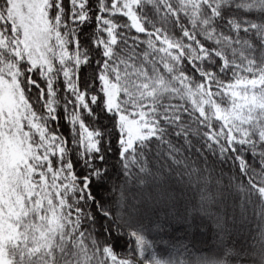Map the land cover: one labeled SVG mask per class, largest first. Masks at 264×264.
<instances>
[{
  "label": "snow or ice",
  "instance_id": "6c2138e0",
  "mask_svg": "<svg viewBox=\"0 0 264 264\" xmlns=\"http://www.w3.org/2000/svg\"><path fill=\"white\" fill-rule=\"evenodd\" d=\"M251 3L252 0H161L164 15L181 28L180 37L186 48L182 61L187 65L183 70L212 93L209 102L203 104L204 115H201L199 102L172 92L171 87L158 89L155 95L145 94L158 78V72L166 71L163 63L154 60L153 54L147 51L150 47L147 37L154 39L171 28L146 26L150 21L144 14V0H0V40L3 41L0 77L11 81L15 76L26 101L19 122L15 113L10 116L7 109L0 111V131L12 136L19 133L22 137L27 133L25 139L40 158H29L28 164L34 169L30 178L27 165L21 166L23 178L29 180V186L35 185L31 195L23 183L13 184L24 197L27 215L11 218L16 234L2 244L4 264H166L144 259L143 250L140 258L135 254L122 256L107 243V235L119 243L122 237L115 235V230H131L135 238L142 220L150 213L146 205H138L129 198L127 185L122 196L116 193L114 209L107 213L108 231L101 233L105 239L95 237L91 226L97 216L91 214L95 209L90 212L87 206L92 199L91 188L98 186L94 185V177L103 180L107 175L104 165L108 163L110 150L131 164L141 152L152 151L151 138L169 128L190 127L189 122L193 120L203 127L214 144L229 147L231 141L234 148L238 141L255 138L264 145V105L249 104L243 109L248 119L228 122L215 116L212 105L214 100L228 110L240 103V97L225 92L236 80L252 82L239 86L241 97L255 95L264 99V31L241 36L242 32H257L258 25L247 15L252 11ZM233 13L240 15L234 17ZM41 19L47 21L46 28L28 27ZM134 20L143 24L145 31H138ZM26 28L32 40L39 44V50L36 47L24 50V41L28 39ZM194 33L195 39L190 41ZM189 42L196 49L192 60L188 59ZM257 49L262 54L257 55ZM200 52L207 55L196 59ZM33 54L37 59L43 54L47 63L33 64L29 58ZM105 77L121 85L117 98L119 110L110 109L106 103ZM60 108L65 109L64 113H58ZM20 111V107L15 109L16 113ZM120 112L131 120H138L140 125L151 127L144 126L139 133L130 134L120 122ZM73 116L77 118L75 123ZM65 117L68 127L62 129ZM29 118L47 129L44 137L50 143H45ZM80 120L87 132L80 127ZM182 131H187V127ZM88 132L96 142L91 147ZM230 136L235 139L230 140ZM58 146L63 147V152ZM42 178L52 190V203L49 205L45 200L46 207L36 204L39 194L44 193ZM141 178L147 179L143 174L134 177L137 182ZM54 185L62 186L59 198ZM257 191L264 197V186ZM197 192L206 198L207 209L214 208L211 217L216 231L227 233L229 221L219 186L213 190L207 179L200 177ZM0 208L7 211L3 204ZM49 209H54L59 217L54 229L47 224ZM160 223L163 221L157 217L156 226Z\"/></svg>",
  "mask_w": 264,
  "mask_h": 264
},
{
  "label": "trees",
  "instance_id": "16d2710c",
  "mask_svg": "<svg viewBox=\"0 0 264 264\" xmlns=\"http://www.w3.org/2000/svg\"><path fill=\"white\" fill-rule=\"evenodd\" d=\"M144 4V14L150 21L146 25L147 27L155 24L171 28L164 34H157L154 39L152 36L147 37V42L150 45L147 51L153 54L154 60L163 63L166 71L158 72V78H155V83L151 88H148L145 94L155 95L158 89L171 87L172 92L186 95L194 103L199 102L200 114L204 115L203 104L209 102L212 93L204 87L203 83H198L192 75L183 70L187 68V65H184L182 61L186 48L183 37H180V26L164 15L161 0H144ZM250 7L252 11L247 15L252 23L258 25V28L255 34L242 32L241 36L244 37L258 35L260 31H264V11H261V8L264 7V0H252ZM129 11L131 12V8ZM239 15V13H233L234 17H239ZM193 16H195V12H193ZM43 21L44 28H46L47 21ZM133 24L138 31H145L143 24L138 21L134 20ZM184 35H187V32ZM193 39H195V33L190 37V41ZM201 39L203 40V37ZM2 43L3 41L0 40V44ZM197 43L199 42L197 41ZM208 43L212 42L208 41ZM24 45V50L28 51L26 40ZM200 47L203 48V45L201 44ZM187 48L191 49L188 59L192 60L196 49L190 42L187 44ZM260 54H262V50L257 49V55ZM65 55H67L66 49ZM204 55H207V52H200L196 59ZM29 58L33 64L47 63L43 54L39 59L36 56ZM15 70L19 71L18 68ZM13 78L16 81L15 88L21 95L25 107L23 90L15 76ZM246 83L252 82L236 80L228 88H225V92L230 91L233 97H237L238 93V96L241 97L239 86ZM107 84L114 89L115 104L110 106L108 99L106 103L110 109L119 110L120 105L117 98L121 91V85L105 77L106 95ZM145 86L147 88V84ZM80 99L83 101L82 95ZM133 102L135 103V101ZM249 104L264 105V99L255 95H245L240 98V103L235 108L228 110L222 108L214 100L212 101L215 116L225 122L248 119L243 114V109ZM49 105L51 106V100ZM64 111V108L58 109V113H64ZM78 111L79 109H77ZM119 115L120 117L121 115L127 116L123 112H120ZM141 117H144V112H141ZM76 119L73 116L74 123ZM29 122L33 128L39 130L41 138L45 139L44 133L47 129L31 118H29ZM104 122L107 123V121ZM189 123L190 127L181 125L180 130L169 128L165 133L151 138L152 151L147 154L141 152L131 164L121 154L113 153L110 150L107 157L108 163L104 165L107 175L103 180L94 177V185L98 186L91 188L92 199L88 201L87 205L90 212L92 208L95 209V212L91 214L97 216L96 223L91 226L95 237L101 240L105 239V235L101 233L108 231L110 217L107 216V213L114 209L116 193L119 192L122 196L127 185L129 198L134 199L138 205H146L152 211L146 214L147 218L142 220V227L137 229L135 238L131 230H115V235L122 237L119 243L113 240L111 235H107V243L118 254L129 257L135 254L137 258H140V252L143 250L144 259L159 260L166 264H183L185 261L191 262V264H261L264 262V197H261L257 189L264 186V145L255 138L247 142L238 141L234 148L231 147V141H229V147L214 144L209 140L202 126L197 125L194 120ZM79 124L84 132H87L83 120H80ZM61 126L62 129L68 127L66 117ZM144 126L151 127V125ZM185 127H187V131H182ZM27 135L25 133L21 139L24 140L22 143L27 152L26 165L30 178L34 169L32 165L28 164V160L37 154L33 145L25 139ZM92 135L90 132L87 134L90 147L96 143L92 139ZM231 139H235V137L230 136ZM45 143H50V141L45 139ZM58 147L63 152V147ZM230 148L231 150H229ZM80 155L82 157L83 153ZM37 159L40 158L37 156ZM83 166L82 163L80 167ZM136 169H139V172H136ZM141 174L145 175L147 179L141 178L137 182L134 177ZM200 177L206 178L209 187L213 190L217 186L221 189V195L225 201L223 207L229 221L227 233L216 231L217 226L211 217L214 208L207 209L206 198L197 192V183ZM24 181L27 192L31 195L35 185L29 186V180L24 179ZM46 184V179L42 178L44 193L47 195L40 193L36 201L37 205L45 207V200L49 205L52 203V190L48 189ZM60 187L62 186L54 185L58 198ZM24 211V215H27L25 204ZM49 212L47 224L54 229L59 223V217L54 209H49ZM169 216H174L176 219H169ZM157 217L163 221L159 227L156 226ZM5 232L4 227L2 228L0 225L1 247L3 244L1 241L6 239L4 238ZM141 237L144 238L143 243Z\"/></svg>",
  "mask_w": 264,
  "mask_h": 264
},
{
  "label": "rangeland",
  "instance_id": "374dc122",
  "mask_svg": "<svg viewBox=\"0 0 264 264\" xmlns=\"http://www.w3.org/2000/svg\"><path fill=\"white\" fill-rule=\"evenodd\" d=\"M28 27H38L43 29L44 21L41 19L38 24ZM26 36L28 37V39H26L28 51L32 47H36L37 50H39L38 43L32 40L31 34L28 32L27 28ZM29 41H31V43ZM32 56H35V54ZM15 87L16 81L14 78L11 81H8L3 77H0V111L7 109L10 116L15 113L17 122H19V117L23 115L24 104H21V102H23L21 95L18 93V90ZM106 91L108 104L110 106H114L115 93L113 87L107 84ZM236 95L237 97H240L238 96V93ZM17 107L21 108L19 113L15 112ZM120 120L121 123L124 124L126 128H128L130 134L132 132L139 133L140 128L144 127V125H140L137 120H131L127 116L121 115ZM22 141L24 140L21 139L19 133H17L15 136H12L4 131H0V204L5 205L7 208V211H5L3 208H0V225L2 228L4 227L6 231L4 237L6 239L12 237L16 233V226L12 223L11 218L19 219L21 215L25 214L23 202L24 197L19 192H17L15 188H13L14 183H23L24 189L27 191L25 186L26 184L20 169V166L26 165L27 159V152ZM13 197L15 198V203H13ZM145 218L147 217L145 216ZM6 239L2 240L1 242H4ZM0 264H4L3 248L1 246Z\"/></svg>",
  "mask_w": 264,
  "mask_h": 264
}]
</instances>
